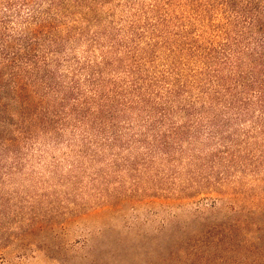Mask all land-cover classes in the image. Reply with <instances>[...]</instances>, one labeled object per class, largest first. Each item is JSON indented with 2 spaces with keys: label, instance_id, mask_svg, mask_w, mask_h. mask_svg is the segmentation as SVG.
I'll list each match as a JSON object with an SVG mask.
<instances>
[{
  "label": "trees",
  "instance_id": "16d2710c",
  "mask_svg": "<svg viewBox=\"0 0 264 264\" xmlns=\"http://www.w3.org/2000/svg\"><path fill=\"white\" fill-rule=\"evenodd\" d=\"M64 142L194 165L199 194L264 183V0H0V176ZM253 224L204 238L253 245Z\"/></svg>",
  "mask_w": 264,
  "mask_h": 264
},
{
  "label": "rangeland",
  "instance_id": "374dc122",
  "mask_svg": "<svg viewBox=\"0 0 264 264\" xmlns=\"http://www.w3.org/2000/svg\"><path fill=\"white\" fill-rule=\"evenodd\" d=\"M112 152L64 142L0 176V264H188L168 259L185 257L184 247L203 256L198 264H264V183L247 182V195L236 183L199 194L206 175L194 165L172 174L167 163ZM213 201L218 212L201 211ZM234 216L254 221L233 231L254 244L213 247L206 231Z\"/></svg>",
  "mask_w": 264,
  "mask_h": 264
}]
</instances>
